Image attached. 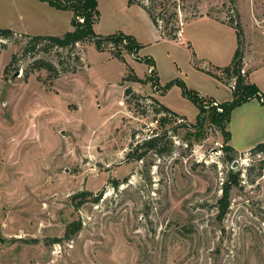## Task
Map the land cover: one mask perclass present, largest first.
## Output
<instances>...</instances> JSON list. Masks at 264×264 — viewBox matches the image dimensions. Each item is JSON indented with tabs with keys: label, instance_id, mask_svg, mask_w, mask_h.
<instances>
[{
	"label": "rangeland",
	"instance_id": "rangeland-1",
	"mask_svg": "<svg viewBox=\"0 0 264 264\" xmlns=\"http://www.w3.org/2000/svg\"><path fill=\"white\" fill-rule=\"evenodd\" d=\"M96 2L94 33L132 36L141 59L153 55L169 85L162 100L186 121H162L148 64L133 51L123 50L122 62L90 40L60 49L47 41L31 47L19 33L0 38V264H264V152H237L231 163L213 150L215 141L223 145L217 128L178 127L198 115L179 83L203 89L194 67L209 76L191 43L162 38L148 13L128 0ZM139 2L178 35L200 13L226 24L241 16L244 51L248 45L259 62L264 56V31L252 21L264 20V0ZM60 14L55 33L72 31V12ZM232 29L218 33V42H235ZM126 87L137 95L125 94ZM218 91L221 101L232 100L229 88ZM253 100L231 113L236 139L264 136V105ZM157 135L156 149L136 150ZM231 173L238 183L217 217ZM80 192L89 195L76 197ZM72 223L80 228L68 237Z\"/></svg>",
	"mask_w": 264,
	"mask_h": 264
},
{
	"label": "trees",
	"instance_id": "trees-1",
	"mask_svg": "<svg viewBox=\"0 0 264 264\" xmlns=\"http://www.w3.org/2000/svg\"><path fill=\"white\" fill-rule=\"evenodd\" d=\"M42 2H46L49 6L57 9V10H69L72 12L71 26L72 31L66 32L62 36H29L24 35L28 38L29 45L34 47L41 43L42 41H47L50 46H56L60 49H65L67 47H73L75 44L84 42L85 40H90L94 43L97 50L101 51L104 48H108L113 51L112 58H116L118 61L123 62V50L126 52H134L138 53L140 50V45L136 42V40L129 35H125L123 33L111 34L108 36H100L94 33L93 24L98 16L97 11V2L96 0H39ZM129 5H138L142 9H144L149 17L151 18L153 24L157 27L160 32V36L162 38H167L171 40L177 41L179 28H168V22L161 26L160 20L157 19L154 15L153 10L147 4L140 3L139 0H128ZM77 19H82L81 23L78 22ZM239 20V18H238ZM234 21V20H233ZM229 21L227 24L235 29L236 33V49L233 53L232 59L230 63L223 67H211L208 66L204 72L210 77L218 80L222 84L228 86L229 82L234 78L235 86L231 89L232 92V100L229 102H223L220 104H215V101L211 98H206L200 96L196 91L189 90L184 83L180 82L179 85L182 88V93L185 98L191 100L198 109L197 121L195 124H187L186 122L181 123L179 126L193 128L194 130H201L204 124H208L210 126H214L220 132V135L223 139L222 150L225 154V159L232 163L233 155L237 153L230 145V133L227 130V125L230 121V116L232 111L241 106L244 103L249 102L250 100L256 99L264 105V93H262L255 84L251 83L248 79V73L244 72L241 74V70L243 69V57H244V35L240 21L233 22ZM17 34L16 32L10 29H0V38L8 39L11 36ZM124 42V43H123ZM187 47L191 49V45L187 43ZM122 50V51H121ZM192 55L195 56V53L192 52ZM14 57H12V60ZM11 60V61H12ZM140 61L148 64L151 68V72L148 75L149 81L152 83V87L158 90V80L155 73L154 63L150 58H143ZM39 67H42L48 71H51L53 68L46 63H42ZM131 81L140 82L139 79L135 78V76L130 77ZM168 84H165L162 88H160L161 95H163L167 89ZM229 87V86H228ZM125 94H135L130 87H126L124 89ZM220 109V111L218 110ZM157 113H163L165 116L162 118V121L167 120V116L172 119H181L186 121L183 117H180L173 112H171L165 106L158 104ZM175 129V128H174ZM165 135V133L163 134ZM163 136H154L145 140L139 146L136 147V150L140 148H145V150L156 149L159 140ZM161 149H158L157 152H160ZM249 152L253 154L263 153L264 152V142H261L251 148ZM143 152L137 155V159L142 156ZM114 187H116L119 181L115 180ZM238 183V175L236 173H231L229 178L225 183L222 184V195L217 200L219 213L217 217H223L225 215L226 209L228 207V193L230 188L233 185H237ZM89 194L86 192H80L75 195L76 197H84ZM101 194H98L94 197L95 202H97L100 198ZM72 227V228H71ZM80 228V224L72 223L68 226L66 235L68 237L78 231Z\"/></svg>",
	"mask_w": 264,
	"mask_h": 264
},
{
	"label": "crops",
	"instance_id": "crops-1",
	"mask_svg": "<svg viewBox=\"0 0 264 264\" xmlns=\"http://www.w3.org/2000/svg\"><path fill=\"white\" fill-rule=\"evenodd\" d=\"M9 1L13 3L8 8V6H6L5 4V0H0V17L2 18L3 21L2 26L4 27V29H10L16 33L29 35V36L59 37L66 33L65 32L60 34V32L58 31L55 33L56 30L55 26L57 25L59 19H61L60 13L64 12L65 10H57L49 6L46 2H42L39 0H9ZM239 21L240 23L242 22L241 16H239ZM252 21L255 27H257L259 30H262L261 32L264 31V20L262 19L260 20L256 17H253ZM193 26H196V28L192 32L187 34L186 30ZM207 28L212 30L211 36L208 35V32L206 30ZM223 31L229 33L234 32L232 27L228 26L225 22H222L220 20L218 21L215 18L206 15L205 13H200L199 16H197L194 20L183 24V27L180 31V42L178 41V43H180L181 45H184L186 41H189L191 43L197 59L201 60L202 62L199 65L200 67H204L205 69H207L208 66L223 67L230 63L237 44L236 41L234 42V39L229 46L223 44V42L221 43L218 42L219 39H217L218 36L217 34L218 33L222 34ZM248 47L249 46L246 45V49L244 51L243 70L248 73L249 81L255 84L257 88L262 93H264V74L262 73V70H264V65H260V62L261 64L264 62V56H262L263 58L259 62L258 61L259 58L257 56L255 57V55L253 56L252 51L249 50ZM138 53L136 54V56L141 59L142 57ZM146 58L152 59L158 80V90L151 87L154 93H151L150 95L155 97L161 105L172 110L171 107H169V105L164 103L162 100L166 97L167 91L163 95H161L160 88H162L165 84H167V81H164L160 75V69L157 60L153 55H151V57H146ZM144 64L147 65L146 63ZM150 68L152 67L147 66V73ZM195 68L196 67L191 68L192 73L194 76L200 79L202 84L201 86H203V89L202 87L201 88L198 87V85H193L190 87L196 90L200 96L211 98L212 100L215 101L216 104H220L231 100V99L230 100L223 99L221 101L219 99L220 94L218 91V87H225L228 89L229 88L228 86L222 84L221 82H219L214 78H210L209 76H206L205 74L199 72V70L197 69L198 67L196 69ZM249 103L250 104L252 103V105H254L253 103H255V100H250L249 102L244 103L239 107L240 108L244 107ZM253 108L255 107L253 106ZM234 110L232 111V113L234 112ZM248 119H249L248 116H244L242 123L244 124V122ZM228 126L229 124L227 125V130L230 133L229 145L238 153L247 152L251 148H253L256 143L260 141H264V136H263L261 137V139L253 142L252 140L254 139L249 138L247 133L245 135L246 136L245 138L241 140L236 139L234 138L233 135L234 133L232 129H229Z\"/></svg>",
	"mask_w": 264,
	"mask_h": 264
},
{
	"label": "built area",
	"instance_id": "built-area-1",
	"mask_svg": "<svg viewBox=\"0 0 264 264\" xmlns=\"http://www.w3.org/2000/svg\"><path fill=\"white\" fill-rule=\"evenodd\" d=\"M229 13H230V15H226L228 20L231 19V17H232V10H229ZM177 36H178L177 42L178 41L180 42V34L177 35ZM150 72H151V68L149 69L148 74H150ZM244 72L245 71L242 69L241 70V74H244ZM228 86H229L230 89L234 88V86H235L234 78L229 82ZM213 150L221 153L222 152V144L219 141H215L213 143Z\"/></svg>",
	"mask_w": 264,
	"mask_h": 264
},
{
	"label": "water",
	"instance_id": "water-1",
	"mask_svg": "<svg viewBox=\"0 0 264 264\" xmlns=\"http://www.w3.org/2000/svg\"><path fill=\"white\" fill-rule=\"evenodd\" d=\"M18 75H19L18 72H16V73L14 74L15 77H17Z\"/></svg>",
	"mask_w": 264,
	"mask_h": 264
}]
</instances>
